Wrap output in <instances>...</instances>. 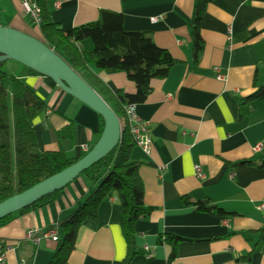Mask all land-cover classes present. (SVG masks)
I'll return each instance as SVG.
<instances>
[{
    "label": "crops",
    "instance_id": "obj_1",
    "mask_svg": "<svg viewBox=\"0 0 264 264\" xmlns=\"http://www.w3.org/2000/svg\"><path fill=\"white\" fill-rule=\"evenodd\" d=\"M44 1L51 19L66 31L99 20L103 10L121 13L125 30L150 32L159 47L183 62L166 78L153 79L146 101L136 104L153 142L148 153L136 145L131 155L140 162L144 201L152 212L136 223L140 253L130 264H264V235L259 232L264 210L258 209L264 200V167L259 166L264 99L247 104L242 113L240 108L242 99L264 86V0H213L202 22L205 46L198 65L193 64L190 37L198 0ZM0 26L37 37L38 27L21 0H0ZM11 66L14 76L23 78L47 106L34 122L39 150H62L69 159L84 157L100 138V115L58 85L51 87L44 76L28 75L18 62ZM91 67L112 93L136 92L125 72ZM69 123L73 137L59 138L58 131ZM244 161L250 163L240 164ZM196 165L204 177L197 176ZM103 191L80 175L50 204L15 215L0 228L6 247L0 264H50L61 242L51 232L60 236L58 227L79 216L89 197ZM185 198H209L234 214L201 212ZM120 222L121 205L113 193L100 203L96 221H83L67 264H123L127 243ZM33 228L43 234L36 243L27 239ZM166 233L186 239L171 263L169 248L157 243Z\"/></svg>",
    "mask_w": 264,
    "mask_h": 264
},
{
    "label": "trees",
    "instance_id": "obj_2",
    "mask_svg": "<svg viewBox=\"0 0 264 264\" xmlns=\"http://www.w3.org/2000/svg\"><path fill=\"white\" fill-rule=\"evenodd\" d=\"M212 1L198 0L195 4L190 24L194 65L199 64L204 50L201 27L208 5ZM38 3L42 8V24L37 28V37L59 54L103 97L118 115L123 129L122 142L110 154L81 174L104 191L100 195L92 194L79 216L58 227L61 242L50 264H67L76 248L77 235L83 221H96L100 203L113 193L117 195L121 205L120 225L127 243V256L123 264H130L140 253L136 244V223L148 218L152 209L145 205L144 183L139 174L140 162L132 159L131 153L136 142L130 131L125 107L130 103H144L152 89L151 81L166 78L174 66L183 62L175 59L167 49L159 47L150 32L125 30L121 13L103 10L99 20L66 31L51 19L45 1L38 0ZM87 40L92 42L91 49H87L83 44ZM3 65L4 63L0 67V202L33 187L78 161L67 158L62 150H39L34 122L46 111L47 106L23 78L8 74ZM91 66L107 73L125 72L128 79L135 83L136 92L112 93ZM25 69L28 75H41L26 66ZM45 79L51 87L57 86L51 78ZM263 99L264 86L240 101L241 113L247 104ZM100 118L102 134L104 121L101 116ZM70 128L72 123L59 130V138L73 137V134H68ZM246 163L250 162H240ZM259 166L264 167V156ZM63 190L49 194L33 205L1 219L0 228L10 223L15 215L50 204ZM184 200L186 204L201 212L220 217L234 214L219 208L209 198L200 201L187 198ZM259 232L264 235V227ZM184 241L185 238L166 233L158 237L157 243L169 248L168 262L171 263L177 257L178 248ZM5 249V245L0 242V255ZM254 251L255 248L251 249L246 258H250Z\"/></svg>",
    "mask_w": 264,
    "mask_h": 264
},
{
    "label": "water",
    "instance_id": "obj_3",
    "mask_svg": "<svg viewBox=\"0 0 264 264\" xmlns=\"http://www.w3.org/2000/svg\"><path fill=\"white\" fill-rule=\"evenodd\" d=\"M8 60L51 78L65 92L97 112L104 121V129L96 145L76 163L0 202V220L66 188L85 170L110 154L122 142L123 133L118 115L103 97L38 37L13 27L0 26V67Z\"/></svg>",
    "mask_w": 264,
    "mask_h": 264
},
{
    "label": "built area",
    "instance_id": "obj_4",
    "mask_svg": "<svg viewBox=\"0 0 264 264\" xmlns=\"http://www.w3.org/2000/svg\"><path fill=\"white\" fill-rule=\"evenodd\" d=\"M22 1V7L29 17V19L32 21L34 26L39 27L42 24V8L40 4L38 3V0H21ZM60 2L55 3V7H59ZM153 22L157 21V18L151 19ZM219 78L224 77L223 75H218ZM126 111V117L127 121L130 126V131L135 139L136 145L140 146L145 152H149L151 150L152 146V137L150 133L149 124L145 121H143L137 114L136 111V104L130 103L126 105L125 107ZM195 172L198 177H204L203 169L200 165L195 166ZM258 209L264 210V200L260 202L258 205ZM228 221L225 222V225H228ZM52 238L54 240H58L59 236L57 231H52ZM49 234L46 233V235ZM43 236V234L36 228H33L28 233V241L30 243H36L40 240V238ZM10 247H8L7 250H9ZM6 252V251H5ZM5 252H3L0 255V263L3 262L5 257Z\"/></svg>",
    "mask_w": 264,
    "mask_h": 264
},
{
    "label": "rangeland",
    "instance_id": "obj_5",
    "mask_svg": "<svg viewBox=\"0 0 264 264\" xmlns=\"http://www.w3.org/2000/svg\"><path fill=\"white\" fill-rule=\"evenodd\" d=\"M86 46L91 48L92 47V42L90 40L85 41ZM12 63H16L14 60H8L4 62V65L2 66L3 69L10 75L14 76L13 74V69H12Z\"/></svg>",
    "mask_w": 264,
    "mask_h": 264
}]
</instances>
